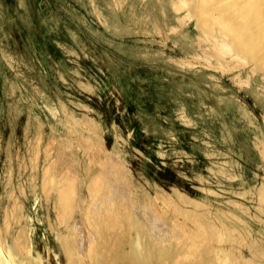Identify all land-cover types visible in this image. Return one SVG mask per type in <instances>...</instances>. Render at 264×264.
<instances>
[{
    "label": "rangeland",
    "instance_id": "rangeland-1",
    "mask_svg": "<svg viewBox=\"0 0 264 264\" xmlns=\"http://www.w3.org/2000/svg\"><path fill=\"white\" fill-rule=\"evenodd\" d=\"M184 14L175 13L171 0H0V229L15 199L24 208L27 220L22 225L27 224L31 246L43 264H58L55 253L60 250L50 224L64 236L73 225L83 261L90 264L89 230L80 211L82 200L89 197L91 169L106 170L120 197L134 198L137 215L150 221L153 231L167 230L163 221H168L171 234L190 253L205 240L192 242L196 230L172 201L157 195V187L167 193L174 186L190 192L200 212L237 213L244 222L240 226L264 243V222L256 218L264 220L256 194L264 185V156L254 147L257 138L258 148L264 149V77L254 74L251 85L237 86L233 77L238 71L210 70L192 59L182 36L187 34L197 53L196 21H188L184 33L170 30ZM166 20L171 26H165ZM241 72L245 80L249 66ZM84 84L91 90L86 91ZM193 87L220 114L204 108L196 116L198 125L186 126L176 109L180 101L191 111L199 109L200 96ZM238 104L248 110L253 124ZM62 106L78 125L72 119L67 122ZM50 108L57 109L56 116ZM230 129L237 140L235 150L244 152L248 146L252 158L241 161L249 180L245 187L240 180L232 184L235 181L208 170L209 166L215 172L219 168L233 172L230 163L237 158L230 153L233 143L223 141ZM209 152L215 155L210 157ZM198 172L202 182L196 180ZM50 175L77 191L71 204L74 217L68 223L62 218L59 224L54 199L45 201L44 182ZM251 186L256 188L253 195H239ZM135 188L148 195L151 209L141 206ZM237 202L248 207V213ZM242 251L250 257L248 248ZM61 259L65 263L64 255Z\"/></svg>",
    "mask_w": 264,
    "mask_h": 264
},
{
    "label": "bare ground",
    "instance_id": "bare-ground-1",
    "mask_svg": "<svg viewBox=\"0 0 264 264\" xmlns=\"http://www.w3.org/2000/svg\"><path fill=\"white\" fill-rule=\"evenodd\" d=\"M171 7L175 13L185 12L184 15L177 18V25L171 26L170 23L167 22L169 19L167 7L163 3L161 4V10L165 15L163 16L167 19L165 26H171L170 30H173V32L177 31L178 33L180 32V34L184 33L181 31L188 21H196L197 48H199L197 53L192 52L194 50V43L188 41L187 34L184 33L185 35L183 34L182 36V39L186 41L187 47H190L189 51L193 54L191 55L192 59L201 61L203 66L210 70L223 68L229 71H238L239 73L235 74L233 77V81L237 86L251 85L254 74L260 73L264 77V0H171ZM99 9L101 10V8ZM99 15L102 16V13H99ZM105 22H107L106 19ZM170 32L173 33L172 31ZM177 62H179V60L175 63ZM181 64H183V62H181ZM247 66L250 68L249 76H246L247 78L242 80L241 73L243 72L241 71ZM188 69L190 70L192 68L189 66ZM212 77L216 78L214 76ZM83 88L86 89V91L91 90V86L88 84H84ZM194 88L195 87H193V89ZM193 91L200 96L198 100L199 103L201 102V104L207 105L204 99L205 97L201 98L204 96L203 92L199 88ZM196 107L199 108V105ZM209 107V112H212L214 115L220 114L215 107ZM62 108L67 115L66 108L64 106H62ZM239 110L241 114L252 123L251 120L253 118L248 110L241 105H239ZM50 111L56 116L57 109L50 108ZM176 114L177 118L186 126H195L198 125L196 116L202 115L203 110L199 108L191 111L184 102L180 101L176 109ZM71 119L73 123L75 122L74 124H79V122L74 119V116L67 115V122ZM210 130L211 128L205 132L207 136ZM229 131V135L223 137V141L224 143H229L228 141L233 143V146L230 148V153L232 155L236 154L235 157H237L236 159L234 157L235 163H230L233 172L230 171L228 173L223 168H219V170L215 172V169L209 166L208 170L215 174L224 175L232 182L240 180L245 187L249 183V180L245 164L241 161L244 160L247 162L248 157L249 159L252 158L250 157L248 146L244 152L235 150L238 149L236 147L237 140L234 138L232 130L230 129ZM206 144L209 145L211 143L206 141ZM259 144L260 141L256 138L254 140V147L264 156V149L260 150L258 148ZM246 150H248V152H246ZM116 153L118 154V152ZM209 154L210 157L215 155V153L210 152ZM118 156L121 157L120 154ZM238 157L242 160L238 159ZM100 170H89L88 174L92 176V184L88 188L89 197L83 199L81 202L82 207L80 212L83 215L84 224L88 227L91 245L88 253V263L264 264V243L259 241L260 239L251 238V231L240 226V224L244 222L237 213L230 214L222 211L218 212L219 214H215L206 210L200 212L197 210V205H199L197 203L198 201L196 202L195 197L193 198L190 192L181 189V187L174 186L172 193H167L160 187H157V195L164 194L165 198L172 201L175 204L176 210L181 213L180 216H186L189 225L196 230L192 242L199 244L201 239L205 240V245H194L193 253H190L188 248H186V244L184 245L181 240H178L179 238L176 239V236L174 237L173 234H171V225L168 224V221H163L164 225H168L167 230L164 231L158 227L157 230L153 231L151 229V222L149 221L148 224L137 215L136 210L138 209V203L134 198L131 197L130 200L121 198L118 191L113 187L114 181L108 178L106 170ZM122 175L123 177L125 176L124 174ZM184 176L187 178L186 174ZM62 180L63 179H61V181ZM146 180H149V178ZM196 180L199 182L204 180L199 172L197 173ZM118 181L120 182L121 180L118 178ZM236 181L232 184H236ZM58 182L60 181L57 180L55 175H50L46 179L44 182L45 201L50 202L54 199L55 208L58 211L57 217L59 224L62 218L68 223L69 219L71 220L72 217H74L75 207L71 206V204L74 202L77 191L74 190L72 186V189L70 187L66 188L64 184H58ZM69 184L72 185L71 183ZM85 184L83 183L81 186L85 187ZM36 186V183H34V192L36 191ZM135 189V196L141 199V206L151 209L153 207V202L148 195L139 188ZM203 190H205V188ZM255 191V186H251L249 189L245 188L244 192L239 193V195L245 197L247 194L253 195ZM205 192L218 195V193L212 190H206ZM256 194H258L260 204L262 205L260 211L264 213V185ZM13 201V208L11 210H6V218L4 217L5 222H3L4 225L0 229V264H43V257L38 252L35 253L31 246L32 238L27 224L24 222V225H22L23 221L27 220L24 214V208L19 205L15 199H13ZM239 207L242 212L248 213V207L242 204H239ZM154 212V218L157 220L159 216L157 215L156 208ZM256 218L264 222L260 216ZM70 225L72 224L70 223ZM50 227L52 232L56 235L58 248L60 250L58 253H55L58 257L57 263L85 264L83 261L85 258H82L84 255H82L83 253L78 247V240L76 241L75 239L76 236H74L75 233H77L74 232L75 227L72 225L67 232L68 234L65 236L59 232L54 224H50ZM188 231H191V229ZM73 232L74 234H72ZM243 247L249 249V258L243 256ZM62 255L65 257V263L61 261Z\"/></svg>",
    "mask_w": 264,
    "mask_h": 264
},
{
    "label": "crops",
    "instance_id": "crops-1",
    "mask_svg": "<svg viewBox=\"0 0 264 264\" xmlns=\"http://www.w3.org/2000/svg\"><path fill=\"white\" fill-rule=\"evenodd\" d=\"M193 98H194V97H193ZM220 98H221V97H220ZM193 100L196 101L197 99H196V100L193 99ZM193 100H192V101H193ZM208 100H210V99H208ZM194 101H193V102H194ZM197 101H198V100H197ZM218 102H220V99H218ZM176 104H177V103H176ZM193 104H194V103H193ZM220 104H221V103H220ZM177 105H178V104H177ZM198 105H199L200 110H201V109L203 110L204 108H209V109H210V107H209L208 105L201 104V102H200V103L198 102ZM168 112H169V111H168ZM168 112H167V113H168ZM167 113H165V114H167ZM194 150H195V152H197L196 149H194ZM197 154L199 155L198 152H197Z\"/></svg>",
    "mask_w": 264,
    "mask_h": 264
}]
</instances>
